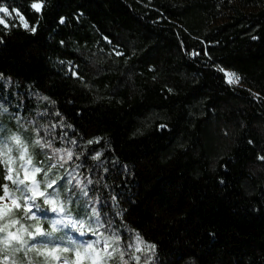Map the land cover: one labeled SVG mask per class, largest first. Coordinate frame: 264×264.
Listing matches in <instances>:
<instances>
[{"label": "trees", "instance_id": "trees-1", "mask_svg": "<svg viewBox=\"0 0 264 264\" xmlns=\"http://www.w3.org/2000/svg\"><path fill=\"white\" fill-rule=\"evenodd\" d=\"M0 4L30 26H0V90L32 97L104 226L154 246L146 264H264V0Z\"/></svg>", "mask_w": 264, "mask_h": 264}, {"label": "rangeland", "instance_id": "rangeland-1", "mask_svg": "<svg viewBox=\"0 0 264 264\" xmlns=\"http://www.w3.org/2000/svg\"><path fill=\"white\" fill-rule=\"evenodd\" d=\"M33 3H38L42 6V2L36 1L31 3V7ZM0 7L6 6L0 4ZM8 9L9 14L5 15L0 13V17L5 19L7 27L4 25L0 26L5 29L15 26L25 28L24 24L27 23L28 28H30L25 17L18 9ZM21 17H23V21L21 20ZM57 66L66 73H71L73 75L76 74V67L70 61L57 60ZM225 72H232L228 70L223 71L227 82L228 77L225 75ZM231 85H240V81ZM23 96L25 99L21 98L20 93H11L7 89H5L4 92L0 90V105H2V108H0V141H2L0 142V164L4 169L5 177L9 174L8 168L11 167L13 169V178L16 179L18 174L19 179H23L24 169L22 168V164L25 163L28 158H31L32 165L40 167L44 172L49 173L47 177L48 180L55 179L57 176L67 177V173H69L68 170L72 165H65L63 160H61L62 153L54 152V148L51 152L42 149L46 148L43 145L49 142L52 133L41 130L43 132L39 137L37 135V130H39L38 126L33 128V126L30 127L28 125L29 123L27 122L26 116H24L28 111L24 110V108L26 106L28 107V102L32 97L29 94H23ZM12 136L19 137L21 146H17L11 141ZM37 140H40L41 143L37 144ZM8 147L12 148L11 153H7ZM58 149H64L63 145L58 147ZM25 150L27 151V156L24 160H21V154ZM61 164H63V167H61ZM52 165H56V167L52 168ZM59 166L62 169H60ZM50 168L51 171L49 172ZM29 170L31 171V166ZM35 179L42 182L41 188L43 189V182L46 179L44 175L42 173L37 174ZM5 182V184L8 185V191L11 198L9 199L6 197L5 200L0 203L6 204L11 211L4 217L0 218V229L6 228L5 231H0V264H75L76 249L69 244V237H74L77 242L82 240L91 241L95 240L97 237L92 236L90 233L85 237H80L75 231L64 229L52 233L54 237L61 238L57 239L55 243H39V241H42L45 238L40 236L35 237L37 243H35V247L33 248L32 246L34 242L29 238L28 232H34L36 226H40L44 231L51 233V223L44 219H34L30 214L26 213L24 211L23 201L20 199V193L16 190L17 186L7 179H5ZM55 187L60 191V200L66 205V211L70 213L72 217L83 220H89L91 218L93 206L90 205L89 198L82 195V189L80 187H77L76 185H68L66 182L58 183V186ZM66 188H71L75 193L71 198V202H69L65 196ZM49 191L51 192L52 189H49ZM4 195L5 192L3 190V193L0 196ZM12 200H19L21 207H14ZM38 203L41 207H48L47 205H44L43 200L38 201ZM43 215L48 217L53 216L50 212ZM99 223L102 224L100 218ZM90 226L92 228H99V233H102L104 236H110L113 233L120 235L121 239L117 250L113 251L112 248L108 249V251L112 253L111 256L100 251L103 248V240H101V244L97 246L100 255L105 258V264H125V261L127 264H146V260L149 259V256L145 257V252H149V246L143 240H138L128 229L121 228L115 223L99 227L95 220L91 221ZM25 229L27 231H25ZM9 232L21 236L24 240L28 241V243L23 246L17 240H10L5 243V238ZM65 233H67V235H65ZM49 239H51V237H49ZM64 248H68L69 251H63ZM137 248L140 250L137 251ZM53 249H56V251H53ZM79 250L81 252L80 264H91V260L84 255L83 248ZM121 252H123V255H121ZM136 257H139V260H137Z\"/></svg>", "mask_w": 264, "mask_h": 264}, {"label": "snow or ice", "instance_id": "snow-or-ice-1", "mask_svg": "<svg viewBox=\"0 0 264 264\" xmlns=\"http://www.w3.org/2000/svg\"><path fill=\"white\" fill-rule=\"evenodd\" d=\"M32 8L36 9L37 11L40 10L41 5L38 3H33ZM0 13H3L5 15L9 14V9L7 7H0ZM18 14V13H17ZM21 20L23 21V17H21ZM0 25H4L7 27L6 21L3 17H0ZM25 28H28L27 23L24 24ZM33 32L35 31V28L31 29ZM107 39V38H106ZM111 43V41H109ZM117 55H123V53L117 52ZM195 55H199V53H195ZM220 71H224L223 69H219ZM225 75L228 77V83L229 84H235L238 83L240 80V77L237 76L235 73H228L225 72ZM47 99V98H45ZM0 108H2V105H0ZM6 111V109H5ZM59 115V113H57ZM53 128L56 127V125L52 126ZM70 127V126H69ZM64 136L67 135V133L63 134ZM11 141L14 142L15 145L21 146V141L19 137L12 136ZM2 142V141H0ZM99 138L95 141H88L89 144L92 143H98ZM37 144H40L41 141L37 140ZM72 144H75L76 142L73 140L71 141ZM44 147H52L51 141L47 142L43 145ZM54 152L57 153H63L61 155V160H63L64 163H68L69 161L73 160L74 153L72 150H63V149H53ZM12 148H7V153H11ZM80 155H83L81 153ZM27 156V151L25 150L22 154L20 159L24 160ZM101 156V153H96V155L93 157V159L99 160ZM79 159V156L76 157ZM31 166V171L29 170ZM56 165H52V168H55ZM61 167H63V164H61ZM78 168L79 165H76ZM22 168L24 169V177L23 179H19L18 174L17 178L14 179L12 172L13 169L11 167L8 168V175L5 177V179L12 181L13 184H15L16 190L20 193V199L23 201V207L24 211L31 215L32 218L37 220H47L51 223L52 226V232H46L41 228L40 226H36L34 232H28V236L30 239L33 240V248L35 247V243L37 241L35 240V237L40 236L44 237L45 239L42 241H39V243H55L57 239H61L59 237H54L52 233H55L57 231H62L64 229H71L75 231L80 237H85L89 233L92 236L97 237L95 240H82L80 242H77L74 237H69V244L75 247V256L76 261L75 264H80L81 260V252L79 249L83 248L84 255L91 260V264H105V258L100 255V251L107 253L108 256H111L112 253L108 251L109 248H112L113 251H116L119 243H120V235L119 234H111L110 236H104L102 233H99V228H92L90 226L91 221L95 220L96 223L99 225V227H103L102 224L99 223V218L101 216V213L93 207L91 211V218L89 220H83V219H76L70 215L66 211V205L61 202L60 191L57 190L55 186H58V183H67L68 185H79L82 189V195L88 196V191L85 189V186L83 182L78 179L77 176L73 175L72 172L67 173V177L64 176H57L55 179L48 180L47 177L49 175L48 172H44L42 168L35 167L32 165L31 158H28L25 163L22 164ZM51 171V168L49 169V172ZM75 171V170H73ZM43 174L46 178L43 182L44 187L41 188L40 181H37L35 179L37 174ZM92 180H88V184H92ZM5 195L0 196V202L4 201L6 197L9 199L11 198L9 191H8V185H3ZM49 189H52L50 192ZM75 193L72 191L71 188L65 189V196L71 202L72 196H74ZM115 199V198H113ZM43 200L44 205H47L48 207H41V205L38 203V201ZM12 204L14 207L19 208L21 207V203L19 200H12ZM11 209L3 203H0V218L4 217L8 212H10ZM52 213L53 216L48 217L46 213ZM6 228L0 229V231H5ZM25 231H27L25 229ZM67 235V233H65ZM51 237V239H49ZM137 239L139 240V236L137 234ZM10 240H17L20 242V244L23 246L28 243V241L24 240L21 236H18L14 233L9 232L7 237L5 238V243L9 242ZM101 240H103V248L98 251L97 246L101 244ZM115 246V247H114ZM154 249V246H149ZM140 249L137 248V251ZM53 251H56V249H53ZM63 251L67 252L69 251L68 248H64ZM121 255H123V252H121ZM137 260H139V257H136ZM125 264L127 262L125 261Z\"/></svg>", "mask_w": 264, "mask_h": 264}]
</instances>
